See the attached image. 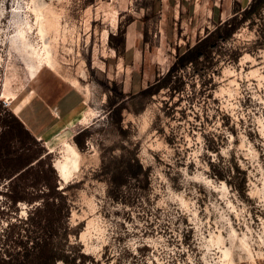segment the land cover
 <instances>
[{
  "label": "rangeland",
  "instance_id": "374dc122",
  "mask_svg": "<svg viewBox=\"0 0 264 264\" xmlns=\"http://www.w3.org/2000/svg\"><path fill=\"white\" fill-rule=\"evenodd\" d=\"M238 1L242 6L249 2ZM33 5L43 7L45 19L53 14L50 22L58 17L55 28L47 26L45 42L61 75L76 79L86 100L81 106H88L82 112L93 116L73 129V135L84 128L89 134L84 147H78L79 170L67 182L54 165L60 148L49 151L38 137L54 170L38 186L40 197L13 202L6 194L9 179L0 180V252L19 255L35 236L51 231V254L38 262L264 264V41L259 21L240 25L207 62L189 63L173 75L177 90L126 95L120 122L125 131L120 132L107 102L110 81L123 87L131 71L133 91L145 87L155 71L168 69L175 47L194 43L206 27L230 14L233 0H160L154 10L152 0H0V91L6 74L17 91L9 105L1 94L0 101L33 134L31 125L37 128L43 119L37 93L41 82L64 80L46 68L28 79L26 63L32 60L23 44L29 49L37 40L36 30L26 28L27 20L34 21L28 8ZM145 12L149 17L143 21ZM129 16L135 20L125 26L130 48L123 60L128 65L118 71L120 58L111 53L108 33H116ZM134 158L141 172L127 173L119 184L112 181L115 164ZM45 182H55L58 192L48 194ZM46 197L61 208L54 211L51 227L43 228L34 209Z\"/></svg>",
  "mask_w": 264,
  "mask_h": 264
},
{
  "label": "trees",
  "instance_id": "16d2710c",
  "mask_svg": "<svg viewBox=\"0 0 264 264\" xmlns=\"http://www.w3.org/2000/svg\"><path fill=\"white\" fill-rule=\"evenodd\" d=\"M153 1L154 4L160 0ZM264 0H249L244 6L238 0H233V7L230 14L224 18H219L212 28L206 27L204 34L200 36L194 43H186L183 49L175 47L174 60L169 65L164 73L155 72V77L152 82H149L145 87H141L137 92L131 88L125 92L122 86L116 80H111L110 87L107 86V102L110 106V112L116 115V123L120 132L125 130L122 128L120 122L122 120V109L125 107L124 97L126 95L134 96L141 94L148 96L152 91H158L161 88H177V84L171 83L172 76L185 68L187 64L191 63L197 67L199 63L210 60L211 55L215 52L219 45L229 39L235 30L243 23L249 26L254 25L259 21L262 37L264 41ZM149 13L145 12L141 20H146ZM135 20L129 16L122 25H119L116 33H108V43L115 49L117 55L125 56V52L129 50L128 38L126 36L125 26ZM136 22L138 20L136 19ZM144 35L147 34L146 28H142ZM146 36L140 41L143 45L146 41ZM133 83H131L132 87ZM177 90V89H176ZM65 113V112H63ZM62 113V114H63ZM56 119V118H55ZM54 121V120H53ZM52 123V122H49ZM89 134L88 129L84 128L73 135L74 142L77 147H84V140ZM39 133L33 134L28 127L24 125L22 120L6 106H2L0 101V180L9 179L11 183L10 188L6 194L15 202L18 200H27L29 202L40 197L41 192L37 189L42 181L47 180L46 172L53 173L54 170L50 162H46L44 156L43 146L38 144L36 137ZM39 145V146H38ZM44 151V152H43ZM47 163V168L44 165ZM134 166L135 169L128 168ZM141 164L134 158L133 161L126 159L121 163L115 164L111 172V179L116 184L121 183L127 173L136 175L141 172ZM47 184L48 194L53 195L58 192L55 182H45ZM31 187V188H29ZM42 206H36L35 212L37 214L36 222L43 228L51 227L55 217L54 211L59 213L60 204L55 205L54 202L49 201L48 197L42 200ZM32 219V217H31ZM51 233V231H50ZM47 235L39 234L34 237L29 248H24L19 255L13 252H0V264H50L53 260L38 262L45 254H51V248H48ZM55 264V263H54Z\"/></svg>",
  "mask_w": 264,
  "mask_h": 264
},
{
  "label": "crops",
  "instance_id": "0c3cea01",
  "mask_svg": "<svg viewBox=\"0 0 264 264\" xmlns=\"http://www.w3.org/2000/svg\"><path fill=\"white\" fill-rule=\"evenodd\" d=\"M110 49L112 55H116L115 50L112 47ZM118 56L120 60L118 61L117 67H118V71H120L122 67L124 68V66L126 67L128 64L124 63L123 56L121 55ZM45 68L54 72L64 80L54 79L55 81H52V84H48L50 82L47 81L41 82V84L39 83L41 88L40 91L37 93L41 97L43 103L40 106V109H42L40 118L43 119L41 125L38 126L37 128L34 125L35 123H33L31 126H33V128H35V131L39 133L38 138L42 140L44 139L47 148H49V146L52 145L53 150H55L56 148L58 150L61 139H67L69 141L74 142V140L72 139L73 129L77 125H79V117H80L79 112L85 111L88 106L82 108L81 104L83 103L86 104V100L82 98L83 94L75 86H73L68 80H66L65 77H63L60 73L50 69L47 66H41L36 71L33 77L30 78H28L27 76L26 77L28 79H33L40 70ZM155 72H154V77H155ZM131 79L132 78L130 71L123 82V87H122L123 91L127 92L130 90ZM11 92H13V94L5 98L6 101L14 100L17 97V91L15 89L11 88ZM0 94L2 97V91H0ZM27 120L29 121L28 117Z\"/></svg>",
  "mask_w": 264,
  "mask_h": 264
},
{
  "label": "bare ground",
  "instance_id": "6f19581e",
  "mask_svg": "<svg viewBox=\"0 0 264 264\" xmlns=\"http://www.w3.org/2000/svg\"><path fill=\"white\" fill-rule=\"evenodd\" d=\"M28 8L31 10L33 14L34 21L33 23H31L27 20L26 28L29 30H32V29L36 30L37 40L35 41V45L33 46L30 45L29 49L27 48L26 45L23 44L24 50L26 51L29 58H31L32 60L31 63L29 64L26 63L27 76L33 77L36 71L41 66H47L50 69L57 71L58 73L61 74V70H60L61 65L58 62V59L56 58L54 53L51 51L50 44H47L45 42V37L47 35V28L48 27L55 28L54 21H56L58 17L54 21L51 20L53 22H50V19L48 18L53 14L50 13V16L47 19H45L42 6L37 7L33 5L32 7L29 6ZM22 31L23 30L21 29V27H19V34L21 35V37H22ZM62 76H64L65 79L68 80L73 86L77 85L76 79L71 78L65 74L64 75L62 74ZM5 80L6 81L4 84V88L2 90V97L7 98L9 95L13 94V92H11V88H12L11 87V77L9 74L5 75ZM79 114H80L79 121L81 122H86L90 117L93 116V112L84 113L81 111L79 112ZM59 148L61 151V156L59 159L55 161L54 165H55L57 172L61 176L62 180L64 182H67L70 179V177L79 170L81 153L78 150L75 143L67 139H61ZM48 150L53 151L52 145L49 146ZM242 247H244V244L242 245Z\"/></svg>",
  "mask_w": 264,
  "mask_h": 264
},
{
  "label": "built area",
  "instance_id": "2783aa9c",
  "mask_svg": "<svg viewBox=\"0 0 264 264\" xmlns=\"http://www.w3.org/2000/svg\"><path fill=\"white\" fill-rule=\"evenodd\" d=\"M3 102H4V103H5V105L7 106V105H9V104H10V102H11V101H8V102H7L6 100H3Z\"/></svg>",
  "mask_w": 264,
  "mask_h": 264
},
{
  "label": "water",
  "instance_id": "95a60500",
  "mask_svg": "<svg viewBox=\"0 0 264 264\" xmlns=\"http://www.w3.org/2000/svg\"><path fill=\"white\" fill-rule=\"evenodd\" d=\"M54 167V166H53Z\"/></svg>",
  "mask_w": 264,
  "mask_h": 264
}]
</instances>
